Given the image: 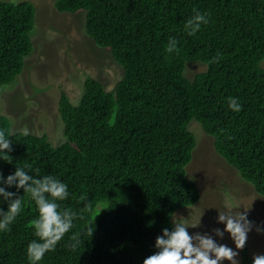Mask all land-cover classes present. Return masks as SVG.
<instances>
[{
    "label": "trees",
    "instance_id": "trees-1",
    "mask_svg": "<svg viewBox=\"0 0 264 264\" xmlns=\"http://www.w3.org/2000/svg\"><path fill=\"white\" fill-rule=\"evenodd\" d=\"M54 7L84 11L86 35L109 51L123 75L109 91L87 77L77 104L60 94L59 145L46 134L13 132L0 114L13 149L11 162L0 160L5 177L27 164L33 174L55 175L71 194L61 208L78 213L72 232L81 233L79 246L69 247L70 232L40 264H142L162 228L172 226L174 211L200 198L185 171L196 145L187 128L192 119L264 197V0H54ZM194 8L210 21L189 36L184 24ZM35 13L28 0H0V88L17 78L33 49ZM171 36L179 44L169 52ZM186 61L205 69L188 78ZM230 96L239 98L240 112L228 108ZM20 194L21 215L0 232V264H29L37 213ZM240 264H252L246 246Z\"/></svg>",
    "mask_w": 264,
    "mask_h": 264
},
{
    "label": "rangeland",
    "instance_id": "rangeland-1",
    "mask_svg": "<svg viewBox=\"0 0 264 264\" xmlns=\"http://www.w3.org/2000/svg\"><path fill=\"white\" fill-rule=\"evenodd\" d=\"M28 1L36 7L31 31L33 49L25 57L17 78L0 88V114L9 119L13 132L27 128L35 135L46 134L53 145H59L64 141L58 112L60 94L64 93L72 104H77L87 77L98 80L109 91L123 72L109 51L96 46L86 35L84 11L59 12L54 0ZM186 64L184 73L188 78L205 69L200 62L186 61ZM187 128L193 133L196 145L185 167L186 177L196 183L200 198L193 205L176 209L172 221L193 223L201 217L202 226L189 228L190 233L210 231L223 227L216 222L218 210L242 206L241 210L248 209L249 219L255 222L246 247L252 257L264 252V232L256 231L257 226L264 227V197L215 151L212 136L204 132L200 122L192 119ZM222 242L235 247L227 234Z\"/></svg>",
    "mask_w": 264,
    "mask_h": 264
},
{
    "label": "clouds",
    "instance_id": "clouds-1",
    "mask_svg": "<svg viewBox=\"0 0 264 264\" xmlns=\"http://www.w3.org/2000/svg\"><path fill=\"white\" fill-rule=\"evenodd\" d=\"M210 21L209 13L193 9V14L186 20L184 31L189 36L196 35ZM179 41L175 36L169 37L167 51L177 48ZM227 106L234 112H240L242 103L236 96L227 98ZM25 136L29 130H23ZM12 139L4 129H0V160L8 161L12 152ZM15 188V191L9 190ZM27 193L30 201L34 202L36 218L32 221L34 239L27 244V259L29 264H40L46 253L56 250L57 245L65 235L72 232L78 213L68 208H61L62 201L69 198V186L55 175H39V170L33 174L32 165L16 166L15 171L6 177L0 170V232L11 230L12 225L23 211L24 200L21 196ZM83 199V197H82ZM235 206L226 211H219L217 224L210 231H189V228L202 226L201 217L193 223L187 220H174L171 227H164L155 238L150 255L142 264H240L239 251L243 250L255 222L249 219L248 209ZM250 209V208H249ZM84 231L83 229L81 230ZM87 231L93 233L90 227ZM257 232H264V227H256ZM234 243L235 247L222 242L225 236ZM81 233L72 232L69 247L75 250L80 244ZM252 264H264V252L255 253Z\"/></svg>",
    "mask_w": 264,
    "mask_h": 264
}]
</instances>
